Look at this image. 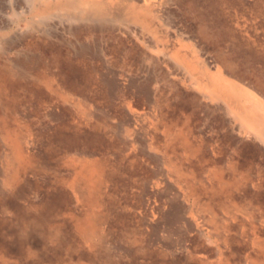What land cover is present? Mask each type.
<instances>
[{
	"label": "rangeland",
	"instance_id": "1",
	"mask_svg": "<svg viewBox=\"0 0 264 264\" xmlns=\"http://www.w3.org/2000/svg\"><path fill=\"white\" fill-rule=\"evenodd\" d=\"M0 264H264V0H0Z\"/></svg>",
	"mask_w": 264,
	"mask_h": 264
}]
</instances>
